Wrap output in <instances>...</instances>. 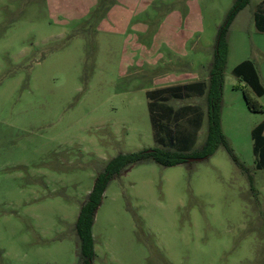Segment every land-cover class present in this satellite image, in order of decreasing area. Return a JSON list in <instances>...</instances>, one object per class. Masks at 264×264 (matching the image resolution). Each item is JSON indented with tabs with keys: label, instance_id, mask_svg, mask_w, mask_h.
I'll return each mask as SVG.
<instances>
[{
	"label": "rangeland",
	"instance_id": "rangeland-1",
	"mask_svg": "<svg viewBox=\"0 0 264 264\" xmlns=\"http://www.w3.org/2000/svg\"><path fill=\"white\" fill-rule=\"evenodd\" d=\"M95 1L0 0V264H79L75 223L96 177L118 155L170 148L146 97L159 87L157 69L127 70L124 37L97 29L112 0L80 19ZM235 1L196 0L202 32L188 52L199 78ZM261 1L248 0L226 33L220 109L222 133L254 190L222 146L199 162L129 166L109 182L95 213L92 264H264V170H254L250 137L264 113L246 109L242 92L257 97L232 75L238 61L254 58L264 88V33L253 23ZM183 60L166 71L168 80L178 68L197 74ZM164 102L174 110L205 105ZM157 122L175 135L169 119ZM206 128L207 116L192 151Z\"/></svg>",
	"mask_w": 264,
	"mask_h": 264
},
{
	"label": "trees",
	"instance_id": "trees-1",
	"mask_svg": "<svg viewBox=\"0 0 264 264\" xmlns=\"http://www.w3.org/2000/svg\"><path fill=\"white\" fill-rule=\"evenodd\" d=\"M113 3L114 1L112 0L106 5L108 6L106 12ZM247 4L248 0H236L228 12L224 23L218 29L206 92L207 128L202 146L198 151H192L196 145L197 132L202 122V115L200 114L199 108L184 106L174 110L164 105V101L168 99H183L190 95L202 96L204 93L203 84L178 86L174 89H164L159 92L147 93L146 97L149 101L148 108L152 120H155L156 124L160 126V129L165 131L167 135L166 144L169 143L170 148L169 150L159 148L148 149L136 153L118 155L110 160L103 171L96 177L85 203L79 210L75 223V232L80 254L79 264L93 263L95 252L92 226L95 213L101 205L103 194L109 182L114 176L120 174L129 166L148 159L153 160L156 164L163 167L180 165L186 163L189 159H200L202 161L208 159L215 153L218 147L222 146L235 166L247 176L251 191L254 190V179L251 176L250 170L233 154L220 127L222 86L228 55V46L225 36L236 15ZM101 7L103 8V0H98V5L92 13H98ZM254 26L258 31L264 32V4H261L254 14ZM248 66L250 67V63L244 62L234 70V73L240 75L242 80L256 92L258 96L264 95V89L259 85L255 72L252 69L248 71ZM242 94L248 111L251 113H264V109H262L257 101L253 100L245 91H243ZM158 118L165 120L169 119L170 123L176 126L175 135L171 134L173 132L172 129H166L168 126L159 125L157 122ZM262 131H264V124L258 125L251 132L252 151L255 157V171L264 170V135H262Z\"/></svg>",
	"mask_w": 264,
	"mask_h": 264
},
{
	"label": "crops",
	"instance_id": "crops-1",
	"mask_svg": "<svg viewBox=\"0 0 264 264\" xmlns=\"http://www.w3.org/2000/svg\"><path fill=\"white\" fill-rule=\"evenodd\" d=\"M113 1L114 4L106 12L105 17L99 22L97 29L103 30V28H106L108 30H114L115 32L121 33V35L124 37V42L127 45L129 51L127 62L125 63L127 70L129 68H137V69L145 68L148 71H150L155 69L158 70V67L164 68V71L160 70L161 72H156L157 71L156 70L155 73L153 74L155 84L159 87L153 91H147V93L159 92L164 89H172V88L174 89L178 86H185V85H197V84L204 85V93L202 96L190 95L189 97H185L183 99H174L178 101L204 99L205 105L203 109H201L200 106L194 104L185 105L186 107L199 108L200 110V114L202 115V122H201V127L198 129L197 132L198 134L200 130L204 127L206 114H207L206 92L209 82V73H210L211 65L208 66L207 70H204L205 71L204 78H199L198 70L200 68L195 67V65L193 66L192 58H189L188 45L192 40L195 39L197 35L201 34L202 32L201 12L196 0H182L181 5H179V3H181V0H113ZM46 2L50 6L52 0H46ZM96 4L97 1H95L94 4L90 6L86 14L80 19L85 18L90 12V10H93L94 7H96ZM261 4H264V1H261L258 7ZM168 7H170V9L166 10V8ZM254 14H253V23H254ZM225 40H226V36H225ZM227 46H228V55H227V60H228L231 49L228 43ZM192 50L197 52L201 50V46H196L194 49L192 48ZM259 52L262 53L264 51H259ZM182 60L187 61L186 63L189 69L190 70L192 68L195 69L194 72L196 71L197 74L183 75L179 73L180 71L178 68V73L176 72V78L174 79V77L171 76V78L168 80L167 76H170V72H166V71L175 70L176 64H178L179 61ZM244 62L250 63V67L248 66L247 69L248 71L252 69L255 72L256 77L258 79V83L261 86L262 75L256 66L255 63L256 61L254 58L253 59L247 58L238 61L232 69V75L236 77L238 80H240L242 83H244L246 86H248L242 80V77L240 75H236L234 73V70L239 66H241V64H243ZM177 74H180V76ZM163 84H172V85L164 87ZM252 92L256 95L257 100L253 99L251 95L249 96L260 104L258 99H264V95L258 96L256 92H254L253 90ZM181 107H178L175 110ZM260 124H264V120L255 123L250 132H252V130ZM262 135H264V131H262ZM250 137H251V133H250Z\"/></svg>",
	"mask_w": 264,
	"mask_h": 264
},
{
	"label": "water",
	"instance_id": "water-1",
	"mask_svg": "<svg viewBox=\"0 0 264 264\" xmlns=\"http://www.w3.org/2000/svg\"><path fill=\"white\" fill-rule=\"evenodd\" d=\"M201 161L200 159H189L188 162H199Z\"/></svg>",
	"mask_w": 264,
	"mask_h": 264
}]
</instances>
